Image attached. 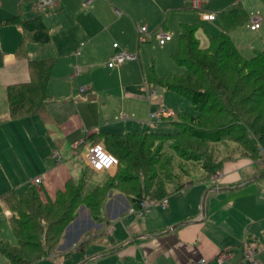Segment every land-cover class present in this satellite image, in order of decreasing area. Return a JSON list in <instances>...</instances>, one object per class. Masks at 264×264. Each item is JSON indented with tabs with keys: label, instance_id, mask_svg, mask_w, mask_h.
Wrapping results in <instances>:
<instances>
[{
	"label": "crops",
	"instance_id": "0c3cea01",
	"mask_svg": "<svg viewBox=\"0 0 264 264\" xmlns=\"http://www.w3.org/2000/svg\"><path fill=\"white\" fill-rule=\"evenodd\" d=\"M86 1L57 0L56 6L41 13L36 10L37 3L23 5L21 12L25 18L44 16L52 42L30 43L26 55L19 57L17 49L23 29L5 22L18 13L19 0H0V196L12 189L24 193L34 186L44 201H53L68 178L81 175L85 167L78 168L74 164L80 155L87 166L82 140L92 133L146 132L152 127L151 113L173 101L168 92L153 88L151 78L145 77L142 62L134 63L141 58V40L138 39L137 52L132 50L129 40L113 41L137 54L136 60L109 67L116 51L114 46L107 59L99 61L96 57L98 40L106 25L109 30L120 26L122 36L128 32L134 37L137 33L139 38L136 25L123 13L133 16L138 5L133 8L132 3L143 0H92L84 6ZM155 1H160V6L151 20L159 25L150 32L156 36L159 28L170 32L166 17L171 10L179 12L175 24L170 25L174 29L182 22L188 23L184 20L188 17L197 19L196 22H213L205 16L217 15L239 0H216L211 8V0H203L201 9L194 7L193 0ZM189 4L200 10V14L189 15L193 14ZM65 12L71 13L75 22L65 18ZM75 14L85 20L84 25L80 20L77 22ZM100 22L101 28L96 26ZM250 24L251 21L236 28L231 37L242 53L246 50L255 54L253 44L257 49L264 48V33L257 35L248 47L246 42L250 38L246 39L244 33L256 34L263 24L256 30H252ZM67 26L75 29L69 31ZM78 27L80 29L76 30ZM167 45H160L161 50ZM44 58H56L46 100L53 120L39 115L11 118L7 88L30 82V61ZM153 66L154 60L150 74ZM78 67L80 72H77ZM151 89L156 90L155 96H149ZM173 111L177 115L178 112ZM123 114L129 117L122 119ZM172 118L154 126L155 132H161V124L169 123ZM57 150L60 161L53 156ZM223 172L224 177L219 182L208 180L187 185L170 196L166 209L154 204L144 215L129 212L127 197L118 191H114L104 205V222L95 221L83 205L77 218L67 227L58 250L36 264H188L201 258H206L207 264H252L244 259V250L248 240H261L264 235V164L235 157L225 162ZM36 177L43 180L31 183ZM10 216L11 212L0 200V240L11 241ZM225 252L231 255L218 262L217 257ZM4 258L0 254V264H6ZM257 258L264 263V251Z\"/></svg>",
	"mask_w": 264,
	"mask_h": 264
},
{
	"label": "trees",
	"instance_id": "16d2710c",
	"mask_svg": "<svg viewBox=\"0 0 264 264\" xmlns=\"http://www.w3.org/2000/svg\"><path fill=\"white\" fill-rule=\"evenodd\" d=\"M260 1L264 6V0ZM37 2L19 0L18 13L5 19L6 24L23 29L19 57L26 55L30 43L52 42L42 14L25 18L21 12L23 5ZM215 19L221 28L218 32L207 28L202 20L181 23L178 49L171 56L184 67L183 72L161 76L152 67L151 84L189 99L197 111L195 115L178 112V120L171 122L176 132L92 133L86 144H101L118 157L114 173L104 172L102 180L95 182L96 171L87 165L79 177L67 179L51 202L44 201L34 186L24 193L12 189L0 196L11 212L10 227L17 239L16 244L0 240V254L6 264H36L56 252L83 205L95 221L104 222V205L114 191L138 208L147 196L170 199L187 185L210 180L227 161L216 162V156L209 153L212 145L232 141L243 150L242 158H260L264 150V48L255 49L248 58L231 37L232 31L251 21L241 0L220 11ZM201 28L207 32V44L197 36ZM55 63L56 58L31 60L30 82L7 88L11 118L39 115L53 120L46 100ZM202 157H206L203 168L195 173L191 166L202 163ZM80 243L83 245L84 240Z\"/></svg>",
	"mask_w": 264,
	"mask_h": 264
},
{
	"label": "rangeland",
	"instance_id": "374dc122",
	"mask_svg": "<svg viewBox=\"0 0 264 264\" xmlns=\"http://www.w3.org/2000/svg\"><path fill=\"white\" fill-rule=\"evenodd\" d=\"M61 1V0H60ZM230 1H234V0H230ZM245 2V4L248 6V10L250 12L251 15H254L256 13H261L262 17H263V28L261 31H258L256 34H250V32H245L244 36L246 39L250 38L248 42H246V46L248 47L249 44L251 42H254V38L261 34L264 33V6L262 4V2L260 0H243ZM160 1H158L159 3ZM194 2V1H193ZM216 0H211L210 3V8L216 5ZM155 0H153V2L151 0H143V1H137V4L135 2L132 3L131 7H135V5H138L137 7L134 8V15H129V13H123L125 16H128V18H130V20H132V22H134V24L136 25V32L137 29L139 27V25H147L149 26V31L145 34V41H140V50L139 53L141 55L140 60L138 61H134V63H136L137 65H140V62H142L143 67H144V74L145 77L149 79L151 78V74H150V68L153 65V60L155 61V68L156 71L159 75L161 76H168L171 74H176V73H181L184 71V67L180 66L179 64H177L175 62V60L172 58L171 54L173 51H176L178 49V35L180 32V27L177 26L176 28L173 29V27L171 28L170 25L175 24V16L178 15L177 13H179L178 11L174 12V11H169L168 17L169 18L167 21L168 24V30H170V32L174 35V41L172 42H168V45L166 46L165 50H161V46L159 45V42L156 38V36L154 34H152L150 32V30H152L155 27H158L159 24L155 25V20L153 19V21L151 20L152 18H154L155 13H156V9L158 6H160ZM32 3H28L29 6H31ZM182 6H184L182 4ZM192 10L191 12L193 14H189L193 17H196V14H200V10H196L195 8L193 9L191 4L188 5ZM84 9V8H83ZM151 9V10H149ZM85 10V9H84ZM94 12V11H93ZM41 13V12H40ZM97 15V13H96ZM154 15V16H153ZM98 16H100L98 14ZM64 17L67 18L69 17L71 19L72 22H75L73 16L71 13L69 12H65ZM75 17L77 18V22L78 20H80L81 25L85 24V20L80 18L78 19V15L75 14ZM116 18V17H115ZM165 18V16H164ZM190 18V19H189ZM117 19V18H116ZM119 19V18H118ZM97 20V18L95 19ZM164 20V19H163ZM186 21H188V23H194L196 22L197 19H191V17H188L187 19H184ZM204 22V21H203ZM205 26L207 28H209L210 30H213V28H220L219 26V20H216L215 22H204ZM96 26H98L99 28H101L102 23H98L96 24ZM109 25H106L105 27H103L102 30V34L99 37V50L96 51V57L99 61H102L104 59H107L110 55V49L113 48V41L118 40V42H121L119 40V38L121 40H123V42H128V40L130 42H132V50L134 52H137V42H138V34L135 33L134 37L131 33L126 32L125 35H121L120 34V30L121 27L117 26L114 30H109ZM67 29L69 31H73L75 28H72L70 26H67ZM80 29V27L76 28V30ZM221 29V28H220ZM240 29V28H239ZM108 34V35H106ZM214 34V33H213ZM197 36L200 38L202 44H207L208 43V35L207 32L204 28H201L198 30L197 32ZM243 44V41L242 43ZM243 47V45H241ZM254 48H258L257 45H254ZM244 56L250 58L254 55V53L251 52H247L246 50L243 51L242 53ZM130 62V61H128ZM127 63V62H125ZM121 70V69H120ZM105 73V72H102ZM116 73L119 74V70L116 71ZM141 85H144V81L140 80ZM128 86V85H127ZM154 89H156L157 91H165V93H169L170 98L173 101H168V104H166L167 108H171V109H175V111L177 112H186L189 114H197V111L194 109V107L192 106L191 102L189 99H186L178 94H176L175 92H171L170 90L166 89L164 86L161 85H152ZM175 101V102H174ZM165 107V106H164ZM158 112V110H157ZM156 113V111H155ZM103 115V113H102ZM168 118H172V116L170 117H162L161 119H153L154 121L151 122V126L149 129L152 131H155L157 129H155L154 126H156L158 123L160 124L164 119H168ZM177 115L173 116V119H171L169 121V123H163L160 126L159 131L161 132H167V133H171V132H176L177 131V127L171 123L172 121H176L177 119ZM114 121H116L114 119ZM85 152V150H83V153ZM209 153L216 156V162H219L220 160L223 159H231V158H235V157H244V152L243 150H240V147L237 143L232 142V141H225L222 142L219 145H212L211 148H209ZM205 158L206 157H202V163H196L194 165H190L194 172L197 173L198 171H200L203 168V164L205 162ZM248 159V158H246ZM252 162H256V163H260V164H264V150L261 151V155L260 158L258 159H249ZM226 162V161H225ZM74 164L79 168L81 167H86L85 161L82 158V156L80 155L79 158L76 159V161H74ZM225 164V163H224ZM223 164V167H224ZM88 165V163H87ZM89 166V165H88ZM189 166V165H186ZM118 167V166H117ZM117 167L115 168L114 172L117 170ZM109 173H111L110 171H108ZM222 173V178L224 177V172H223V168L217 170L210 178L211 181L214 182H219L220 180L216 181L213 179V177L218 173ZM104 175V172H96L93 180L95 182H99L102 180V177ZM75 176H79V175H75ZM187 179V178H185ZM7 227V225H6ZM0 229H2L0 227ZM11 233V243L16 244L17 243V239L15 237V235L12 233V231L10 230ZM9 233H7L8 235ZM5 259V258H4Z\"/></svg>",
	"mask_w": 264,
	"mask_h": 264
},
{
	"label": "built area",
	"instance_id": "2783aa9c",
	"mask_svg": "<svg viewBox=\"0 0 264 264\" xmlns=\"http://www.w3.org/2000/svg\"><path fill=\"white\" fill-rule=\"evenodd\" d=\"M194 7L196 9H201V5L203 0H193ZM92 0H88L84 3V6H88ZM57 0H38L36 4V10L40 12H44L54 6H56ZM119 13H121L120 10H118ZM209 20L215 19V14H207L205 16ZM263 17L261 13H256L254 15H251V29L256 30L259 29L262 25ZM139 32V40L145 41V34L148 32L147 25H143L141 27H138ZM156 37L159 41V44L161 46L165 45L166 43L170 42L173 39V34L170 32H167L161 28H159L156 31ZM113 46L117 49L116 52L112 55L111 60L109 61L108 65L111 68H114L115 66L121 65L127 61L136 60L138 59L137 54L130 53L125 49H122L118 43H114ZM77 72H80V68H77ZM84 91V89H83ZM156 90L151 89L149 96H155ZM175 112L171 109H168L167 107H161L158 112H152L151 113V119H161L162 117H170L174 116ZM129 116L126 114L121 115L122 119H126ZM81 145H84L85 155L87 159V163L90 166L91 169L95 171H111L114 168H116L119 164V159L116 155L110 153L105 149V147L101 144H95V145H88L86 144L85 140H82L80 142ZM53 156L56 157L58 161L61 160V155L59 151H54ZM222 173L218 172L213 179L218 181L222 178ZM42 177H36L31 179V183L38 184L42 181ZM169 197H165L163 199H154L150 196H147L144 201L140 203V206L138 208L131 207L129 209V212L136 213L139 215L146 214L150 207L154 204H160L164 209L167 208L169 205ZM262 251H264V235L261 240L252 241L249 242L246 246V249L244 250V259L247 261H250L252 264H264L261 262L257 255H259ZM230 252L221 253L217 260L218 262L225 261L229 256ZM208 260L206 258H201L198 260H191L188 264H207Z\"/></svg>",
	"mask_w": 264,
	"mask_h": 264
}]
</instances>
